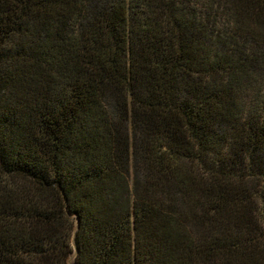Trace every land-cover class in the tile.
I'll return each instance as SVG.
<instances>
[{"label": "trees", "instance_id": "obj_1", "mask_svg": "<svg viewBox=\"0 0 264 264\" xmlns=\"http://www.w3.org/2000/svg\"><path fill=\"white\" fill-rule=\"evenodd\" d=\"M0 264H264V0H0Z\"/></svg>", "mask_w": 264, "mask_h": 264}, {"label": "rangeland", "instance_id": "obj_2", "mask_svg": "<svg viewBox=\"0 0 264 264\" xmlns=\"http://www.w3.org/2000/svg\"><path fill=\"white\" fill-rule=\"evenodd\" d=\"M72 261H70V263H71Z\"/></svg>", "mask_w": 264, "mask_h": 264}]
</instances>
